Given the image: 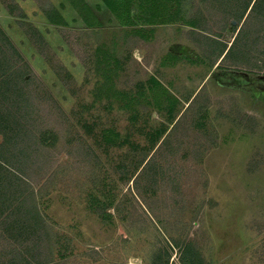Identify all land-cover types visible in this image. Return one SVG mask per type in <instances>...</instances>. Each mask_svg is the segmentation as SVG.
I'll return each mask as SVG.
<instances>
[{"label": "rangeland", "instance_id": "374dc122", "mask_svg": "<svg viewBox=\"0 0 264 264\" xmlns=\"http://www.w3.org/2000/svg\"><path fill=\"white\" fill-rule=\"evenodd\" d=\"M49 4L0 0L28 64L15 239L43 216L55 264H264V0Z\"/></svg>", "mask_w": 264, "mask_h": 264}, {"label": "trees", "instance_id": "16d2710c", "mask_svg": "<svg viewBox=\"0 0 264 264\" xmlns=\"http://www.w3.org/2000/svg\"><path fill=\"white\" fill-rule=\"evenodd\" d=\"M37 2L39 3L40 7L44 11H47V8L51 6L50 4L47 5L48 0H37ZM235 31L237 32V30ZM241 31L235 37L234 42L232 43V46L230 47L229 51L227 52L225 57L222 59V61H224L228 57L233 47H235L236 42L239 40ZM201 35L204 36V33ZM226 51H227L226 48H224L221 51L219 57L224 56ZM218 60L215 62V64L218 62ZM222 61L220 63H222ZM218 66H220V64ZM27 70H28V64L24 61V57L21 55L20 51L17 49V47L15 46L11 38L6 34L4 29H2V27L0 26V90L3 91L1 92L2 97H3L2 100L5 101V106H4L0 98V135H3V138L5 139V141L0 145V224L2 227V228L0 227V236L3 239L1 240V244H0V264H55L54 261L52 260V257H53L52 255L53 253L52 233L49 232L48 229H50V225H48L47 221L44 219L43 216L40 217L37 215L41 219L39 221V224L41 225L42 228L38 225L36 229H34L33 227L34 232H36L37 234H40L41 236H45L39 239L38 243L28 244L31 242L28 237L18 241L11 234L10 230L7 228V225H6L7 224L6 220L8 219V217H11L14 215V210H15L14 208H16L15 206L16 205H19V206L26 205V202H24V196L22 193L20 192L19 194L15 193V196L17 195V198L15 199L13 203L11 202L12 200L6 194V192L7 193L10 192V189L13 191V184L10 181L12 180V175L13 177L15 176V178H16V175L18 176L17 181L20 180L21 178V180L17 183L18 186L21 183V181H24L26 183L24 190H26V188L28 189L31 183V182L30 183L27 182L29 181L28 179H24L23 177L18 175L15 171H13L11 169L12 166H10L9 163L5 161V159L10 158V155L9 157L5 155L11 154L12 152L16 150V153L13 154L15 158L18 156L20 152H22L23 148H21V146H20L21 150L19 149L18 151L17 148H19L20 143L24 144V140L26 139V138H22L21 134L18 135V132H17V130L19 129L18 117L17 115H14V116L11 115L12 109L9 107L8 104L10 103L12 105V107L14 108L13 111H16L17 114L18 113L20 114L23 111V108H25L24 103L27 102L26 101L27 94L25 90V85L28 84V81L26 78L28 75ZM24 131L25 130L22 129V132ZM10 132L14 134L13 138L17 141L16 143H12L13 145H15L13 148L11 147V144H10V139L12 138L13 135ZM26 132L28 135L27 139L31 140V135H30L31 132L28 130ZM24 146L28 148L29 145L25 144ZM34 151L39 152L40 148L37 147L36 150ZM20 154L21 156L24 155L22 153ZM36 159H37V162L35 161L36 162L35 164L38 165L40 159L42 158H36ZM5 164H7V166H5ZM138 177L135 178L134 180L135 182L137 181ZM20 191H22V188ZM18 195H21V197L18 198ZM32 195L34 197V194ZM32 202H33V199H32ZM27 215L29 216L30 213L28 212ZM44 223H46V225L49 227L48 229L44 227ZM3 229H5V231ZM4 232H7L5 233L8 235L7 239L5 238V235L3 234ZM9 237H12V239H10ZM43 240L47 242L46 245L43 244ZM39 251L44 252L45 255L47 254L46 255L47 257L51 256V259L46 262H44L45 259L42 261V259L45 258V255H42V254H41L42 256L41 258L35 257V255L33 259L30 258L31 256L30 252L35 254Z\"/></svg>", "mask_w": 264, "mask_h": 264}, {"label": "water", "instance_id": "95a60500", "mask_svg": "<svg viewBox=\"0 0 264 264\" xmlns=\"http://www.w3.org/2000/svg\"><path fill=\"white\" fill-rule=\"evenodd\" d=\"M226 53V52H225ZM225 55V54H224Z\"/></svg>", "mask_w": 264, "mask_h": 264}]
</instances>
